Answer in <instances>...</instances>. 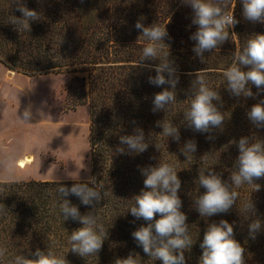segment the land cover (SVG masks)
Listing matches in <instances>:
<instances>
[{
	"label": "trees",
	"instance_id": "16d2710c",
	"mask_svg": "<svg viewBox=\"0 0 264 264\" xmlns=\"http://www.w3.org/2000/svg\"><path fill=\"white\" fill-rule=\"evenodd\" d=\"M18 3L41 14L39 20L29 21L30 31L16 29L11 23L13 17L22 18ZM226 3L227 11L234 12L239 23L229 30L228 40L204 53L205 61L201 62L192 51L195 41L190 39L198 26L192 24L193 10L183 0H0V63L28 77L69 76L66 101L74 110L80 106L89 109L90 178L95 177L102 185L103 199L90 206L83 205L75 195L64 199L76 205L82 215H96L98 232L100 227L107 230L97 256L81 257L69 251V235L83 225L71 218L64 220L57 188H70L88 180L0 181V248L7 249L0 264H8L19 254L32 258L29 254L37 248H50L65 256L68 264H114L117 258H126L130 253L139 254L142 264H162L137 246L131 233L147 222L137 220L128 211L144 188L140 168L160 163L173 166L181 180V211L187 216L194 243L185 252L186 264H199L204 232L208 224L221 219L233 224L235 239L245 248L246 264H264V229L255 239L249 237L248 229L252 219L258 218L264 224V178L254 181L261 185L259 191L248 184L235 189L239 198L227 213L201 217L194 204L206 191L199 185L200 172L207 174L212 169L230 183L239 155L232 141L244 136L264 139V129L252 125L246 115L253 104L264 100V92L254 98L234 97L223 75L235 61L236 48L242 49L250 36L264 34V23L243 17L241 0ZM140 17L145 18V26L157 23L166 26L168 32L159 57L163 59L169 52V59L177 66L178 83L176 101L166 111L153 112V99L155 93L170 89V85L150 84L148 78L156 75L154 69L137 66L148 43L142 31L135 28ZM158 63L159 59L139 62ZM197 73L222 100V104L214 103L225 117L224 126L213 130V139L188 128L184 121ZM249 87L253 93L258 92L254 85ZM157 121L177 126L179 143L163 135ZM136 127L143 129L149 147L143 153L121 154L117 148L126 145L120 144V136L134 134ZM188 140L197 144L189 159L180 151ZM250 199L256 209L254 216L245 211Z\"/></svg>",
	"mask_w": 264,
	"mask_h": 264
},
{
	"label": "clouds",
	"instance_id": "9594fccd",
	"mask_svg": "<svg viewBox=\"0 0 264 264\" xmlns=\"http://www.w3.org/2000/svg\"><path fill=\"white\" fill-rule=\"evenodd\" d=\"M193 10L192 24L197 25V30L191 34L190 39L195 41L192 51L201 60L205 61L204 53L216 49L229 39V30L234 28L239 20L234 12H228L226 0H183ZM243 17L253 23H264V0H241ZM22 18L13 17L11 23L16 29L30 31L29 21H37L41 14L28 8L23 3L17 4ZM144 17L138 18L135 28L142 31L148 43L142 49V54L137 66L154 69L156 75L149 76L148 82L160 87L170 85L163 91L154 94L152 111H166L176 101L175 88L178 83L177 66L169 59V52L164 58L159 57V51L166 46L164 38L168 36L166 26L160 27L157 23L145 26ZM168 47V46H167ZM234 63L224 70L223 75L227 81V90L234 97L254 98L264 92V34H254L247 40L241 49L234 52ZM160 63L139 64L140 61H154ZM195 84H192L191 104L184 113V121L188 128L201 134H209L208 139L215 129H223L225 117L219 110L217 103L222 104L220 94L210 89L204 78L196 74ZM249 85H254L257 93H253ZM217 102V103H214ZM247 119L258 129H264V100L253 104L246 113ZM32 118L30 109L23 112V121ZM163 128V135L171 137L177 143L180 141V132L172 122H156ZM236 143L239 155L234 161L233 171L229 177L230 183L222 179L221 174L212 169L199 173V185L206 191L198 195L194 201L195 209L201 217L227 213L238 200L239 193L235 190L244 184L253 185L254 191H259L261 185L255 180L264 178V139L252 140L250 137H241ZM118 147L121 154L143 153L149 147L145 141L143 129L136 127L134 134L120 136ZM157 149L158 146L156 145ZM197 150L194 140H188L180 151L187 159ZM145 177L144 188L136 195L134 205L128 209L137 220L143 219L146 225H141L131 235L137 246L155 261L162 264H186L185 252L194 244L188 231L187 216L181 211L182 200L178 195L181 180L173 166L160 163L158 166L140 168ZM91 185V186H90ZM57 193L61 198L60 211L64 220L71 218L83 226L75 229L69 235L71 245L69 251L81 256H97L102 249L107 237V230L100 227L97 231V216L89 212L81 214L79 208L68 199L75 195L85 206L99 203L103 199V187L92 177L85 183H74L70 188L59 185ZM245 211L255 215V205L251 199L245 204ZM159 215V219H157ZM249 237L256 238V234L264 229L260 219H252L248 225ZM202 255L199 264H246L245 248L235 239L233 224L221 219L219 223L208 224L200 243ZM7 249L0 248V259L6 255ZM19 254L11 259L8 264H68L65 256L57 255L48 248L42 251L39 248L29 254ZM114 264H142L139 254L130 253L126 258H117Z\"/></svg>",
	"mask_w": 264,
	"mask_h": 264
},
{
	"label": "rangeland",
	"instance_id": "374dc122",
	"mask_svg": "<svg viewBox=\"0 0 264 264\" xmlns=\"http://www.w3.org/2000/svg\"><path fill=\"white\" fill-rule=\"evenodd\" d=\"M70 79L28 77L0 63V181L90 179V114L66 101ZM26 109L32 112L27 123Z\"/></svg>",
	"mask_w": 264,
	"mask_h": 264
},
{
	"label": "bare ground",
	"instance_id": "6f19581e",
	"mask_svg": "<svg viewBox=\"0 0 264 264\" xmlns=\"http://www.w3.org/2000/svg\"><path fill=\"white\" fill-rule=\"evenodd\" d=\"M28 162H29V161H28L27 158H26V159H20V160L18 161V164H19L20 167L24 168V167L27 165Z\"/></svg>",
	"mask_w": 264,
	"mask_h": 264
}]
</instances>
